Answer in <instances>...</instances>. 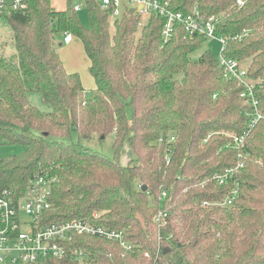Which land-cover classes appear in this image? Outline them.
I'll list each match as a JSON object with an SVG mask.
<instances>
[{"label":"trees","instance_id":"obj_1","mask_svg":"<svg viewBox=\"0 0 264 264\" xmlns=\"http://www.w3.org/2000/svg\"><path fill=\"white\" fill-rule=\"evenodd\" d=\"M164 1L173 11L213 17L215 34L226 38L223 53L246 64L264 114V0ZM72 4L58 10L51 0H28L27 10L5 16L15 54L0 55V145L23 150L0 159V191L21 196L30 178L46 173L45 222L89 218L123 229L131 247L77 234L68 247L85 257L47 264H264V119L248 128L243 85L225 76L210 49L195 55L202 34L175 25L165 39L158 14L111 17L95 0H84L85 26ZM66 34L86 55L94 81L88 96L57 50ZM30 93L48 109L31 104ZM244 131L235 147L233 136ZM111 133V157L82 144ZM125 144L131 157L122 164ZM239 159L233 180L212 178ZM233 188L230 205L201 206ZM159 210L168 212L165 227L155 222Z\"/></svg>","mask_w":264,"mask_h":264},{"label":"built area","instance_id":"obj_2","mask_svg":"<svg viewBox=\"0 0 264 264\" xmlns=\"http://www.w3.org/2000/svg\"><path fill=\"white\" fill-rule=\"evenodd\" d=\"M99 7L110 11L111 17H120L130 12L138 15L140 19H147L153 13L165 19L162 36L168 38L175 25L182 26L185 33L202 34L207 38L217 40L220 51L217 55L218 64L223 69L225 76L236 79L243 85L240 97L251 106L249 112L248 128H251L258 120L264 119V114L258 109V101L253 91V84L247 76V68L244 62L236 58L226 56L223 51L226 47V38L215 34L213 17L204 18L197 11L182 13L169 8V3L164 0H95ZM237 3L242 4L241 0ZM84 5L74 1V11H80ZM28 8V0H0V19L18 11ZM71 35L66 34L62 42H69ZM247 132L239 136H233L235 147L243 145ZM173 140V137L170 138ZM169 159H166V165ZM243 166V161L238 160L233 166L215 173L212 178L220 185L234 179L237 171ZM49 178L46 173L34 175L27 181L24 193L17 196L10 189L0 191V264H47L51 259L71 258L81 260L85 252L68 247L73 235H89L117 242L122 248H130L125 238L123 229L109 228L103 224L94 223L89 218H69L45 222L43 213L49 208ZM162 196L165 192L161 193ZM237 197V189L233 188L218 202L202 201L201 206L230 205ZM93 216H95L93 214ZM168 212L159 210L155 216V222L159 227L168 224ZM148 256V253H144Z\"/></svg>","mask_w":264,"mask_h":264},{"label":"rangeland","instance_id":"obj_3","mask_svg":"<svg viewBox=\"0 0 264 264\" xmlns=\"http://www.w3.org/2000/svg\"><path fill=\"white\" fill-rule=\"evenodd\" d=\"M74 1L80 3L83 2V0H72V2ZM68 2L69 0H51L52 6L58 10L66 8ZM77 16L82 24L88 26L89 22L85 5H82L81 10L77 12ZM56 38L58 40L61 39L60 36H57ZM204 48L210 49L215 55H218L220 51L219 43L213 38H207L202 47L196 51L195 55H198ZM57 50L65 69L79 73L83 87H85V96H88L89 90L94 85V81L88 71V61L80 40L75 37L71 43H63L62 45L57 46ZM14 54L15 47L11 29L4 20L0 19V55L10 57ZM28 98L30 103L36 106L39 110L45 111L48 109V107L40 101L37 93H30ZM113 139L114 135L112 133L103 139L99 138L98 135H93L91 139L82 141V144L106 157H111L113 154ZM22 150L23 147L18 144L0 145V159L7 158L10 155L19 154ZM130 157L128 146L125 144L120 154L121 163L126 164Z\"/></svg>","mask_w":264,"mask_h":264},{"label":"crops","instance_id":"obj_4","mask_svg":"<svg viewBox=\"0 0 264 264\" xmlns=\"http://www.w3.org/2000/svg\"><path fill=\"white\" fill-rule=\"evenodd\" d=\"M51 5H52V4H51ZM74 38H75V36H72V37H71V40H70L69 42H67V44L71 43V42L73 41ZM60 42H61L62 44L65 43V42H62V40H61ZM60 42H59V43H60ZM62 44H61V45H62ZM64 67H65V66H64ZM67 71H68V70H67ZM69 72H73V71H69ZM93 86H94V85H93ZM84 88H85V87H84Z\"/></svg>","mask_w":264,"mask_h":264},{"label":"water","instance_id":"obj_5","mask_svg":"<svg viewBox=\"0 0 264 264\" xmlns=\"http://www.w3.org/2000/svg\"><path fill=\"white\" fill-rule=\"evenodd\" d=\"M61 44H62L61 42H60V43H58V46H60ZM141 189H142V190H145V189H146V186H145V185H143ZM166 250H167V248H165V249H164V252H166Z\"/></svg>","mask_w":264,"mask_h":264}]
</instances>
